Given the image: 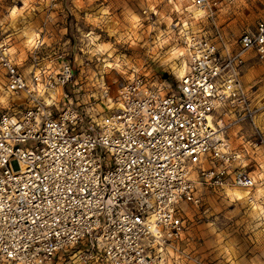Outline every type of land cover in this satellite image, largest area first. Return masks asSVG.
Returning a JSON list of instances; mask_svg holds the SVG:
<instances>
[{
  "label": "built area",
  "instance_id": "built-area-1",
  "mask_svg": "<svg viewBox=\"0 0 264 264\" xmlns=\"http://www.w3.org/2000/svg\"><path fill=\"white\" fill-rule=\"evenodd\" d=\"M182 1L211 28L181 24L174 90L131 71L98 116L73 102L67 59L26 75L0 36L3 89L23 98L17 113L0 106V264H208L182 245L179 202L196 203L198 185L255 200L264 136L240 74L248 51L264 55V12L229 37L212 18L217 0ZM241 122L251 132L234 147L226 131Z\"/></svg>",
  "mask_w": 264,
  "mask_h": 264
},
{
  "label": "rangeland",
  "instance_id": "rangeland-1",
  "mask_svg": "<svg viewBox=\"0 0 264 264\" xmlns=\"http://www.w3.org/2000/svg\"><path fill=\"white\" fill-rule=\"evenodd\" d=\"M184 4L182 0H0V36H5L8 50L26 75L45 65L55 70L60 59H67L75 80L73 102L98 116L111 108L107 97L114 92L112 80L131 71L162 92L174 90L182 63L181 24L206 33L211 28L205 12L196 13L193 6L184 9ZM263 12L257 0H217L212 18L225 34L236 37L252 29ZM240 76L264 136V55L248 51ZM22 100L4 91L0 69V106L17 113ZM239 132L250 133L248 123L226 131L234 147L242 145ZM257 153L264 161L263 147ZM259 185L252 202L244 195L236 198L235 190L244 192L239 188L198 185L196 203L178 204L185 226L182 245L208 264H264V182ZM50 264L70 263L60 256Z\"/></svg>",
  "mask_w": 264,
  "mask_h": 264
},
{
  "label": "bare ground",
  "instance_id": "bare-ground-1",
  "mask_svg": "<svg viewBox=\"0 0 264 264\" xmlns=\"http://www.w3.org/2000/svg\"><path fill=\"white\" fill-rule=\"evenodd\" d=\"M187 7V6H186ZM196 13H198V12H201L202 13V9H196L195 8V10H194ZM192 17H194V15H191ZM181 51V50H180ZM179 51V52H180ZM179 52H178V56L180 55L179 54ZM181 60H182V63H181V66H180V68H179V71H178V74L181 72V70H182V67H183V59L181 58ZM259 186H261V185H259ZM259 186H257V187H259ZM257 187L255 188V190H257ZM234 188H237V187H234ZM240 189V188H239ZM233 192H234V190H233ZM244 193V192H243ZM243 193L241 192V191H238V190H235V196H237L236 198H238V199H242V197H243ZM254 195H255V193H254Z\"/></svg>",
  "mask_w": 264,
  "mask_h": 264
},
{
  "label": "crops",
  "instance_id": "crops-1",
  "mask_svg": "<svg viewBox=\"0 0 264 264\" xmlns=\"http://www.w3.org/2000/svg\"><path fill=\"white\" fill-rule=\"evenodd\" d=\"M228 136V138H230V135H227ZM235 139V138H234ZM238 190V189H237ZM244 195V194H243Z\"/></svg>",
  "mask_w": 264,
  "mask_h": 264
},
{
  "label": "snow or ice",
  "instance_id": "snow-or-ice-1",
  "mask_svg": "<svg viewBox=\"0 0 264 264\" xmlns=\"http://www.w3.org/2000/svg\"><path fill=\"white\" fill-rule=\"evenodd\" d=\"M165 76H167V74H165Z\"/></svg>",
  "mask_w": 264,
  "mask_h": 264
}]
</instances>
